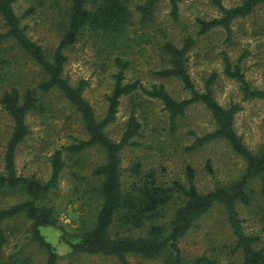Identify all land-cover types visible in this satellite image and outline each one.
<instances>
[{
    "label": "rangeland",
    "instance_id": "374dc122",
    "mask_svg": "<svg viewBox=\"0 0 264 264\" xmlns=\"http://www.w3.org/2000/svg\"><path fill=\"white\" fill-rule=\"evenodd\" d=\"M131 20L124 37L118 44L107 45V51L96 36L83 32L77 43L67 51L64 74L72 82L86 79L85 98L91 103L98 117L106 110V95L112 88V74L115 71L113 53H119L130 60L126 79L139 78L146 86L164 83L176 98L188 96L177 78H161L154 72L164 66L161 51L162 42L168 38L182 44L187 36L195 40L188 53L189 72L197 87L202 89L204 80L211 73L217 74L213 89L217 100L225 107L235 104L239 107L235 116V129L243 141L253 150L264 146V100L245 98L240 84L225 75L223 53L233 63L240 61L242 71L252 88L264 89V17L261 7L245 18L232 24V33L222 28L199 34L197 19H210L220 14L210 0H178V18L170 13L168 0L160 1L154 11L153 21L142 25L137 6L144 0H127ZM241 0H223L227 7L239 4ZM67 0H16L15 11L22 15V24L34 40L40 43L48 54L57 46L63 28ZM0 21V29H1ZM242 57V60H241ZM3 68L0 73L10 70L20 77L21 85H34L41 73L25 54L11 43L0 45ZM240 59V60H239ZM7 73V72H6ZM7 82L0 83V95ZM134 111L140 124L137 145L126 147L121 153L122 182L127 186L135 178L128 169L134 162L141 163L144 173L152 170L160 182L172 184L179 181L188 184L187 168L195 171L194 183L200 191H208L217 185L237 180L245 169V161L234 153L223 140L212 141L196 150H188L195 135L214 128L210 112L201 104L188 108L184 118L174 132L170 131L167 112L160 101L149 98L141 91L121 99L116 120L106 130L114 138H120L125 123ZM30 134L19 145L16 157L20 174H34L47 180L51 172V155L57 148L72 143L76 138L86 136L82 121L74 107L57 90L42 96L41 108L27 116ZM12 121L0 105V170L3 169V155L10 136ZM193 131L195 135L190 134ZM65 167L57 186L48 194L44 203L55 209L56 223L42 228L45 238L58 251V264H119L114 256L70 255L66 239L77 238L84 229L91 226L100 198L91 190L96 184L92 169L104 161L100 147L89 148L79 154L64 152ZM210 161L212 171L207 169ZM85 177V178H83ZM89 180V183H88ZM253 204H237L244 230L248 234H260V245L264 244L262 225L264 218V194L260 179L250 185ZM21 192H0V207L25 199ZM173 206L166 210V220L173 214ZM30 221L19 217L6 226L9 242L4 248L5 256L22 247L20 257H28L30 264H43L46 254L36 243L28 239ZM118 230L114 228L113 232ZM136 233H139L138 231ZM140 233H144V229ZM235 237L232 233L224 207L216 204L205 215L198 218L183 237L180 247L183 255L192 260L200 255L216 259V264H240L242 256L233 250ZM168 252L155 258L128 255L131 264H164Z\"/></svg>",
    "mask_w": 264,
    "mask_h": 264
},
{
    "label": "trees",
    "instance_id": "16d2710c",
    "mask_svg": "<svg viewBox=\"0 0 264 264\" xmlns=\"http://www.w3.org/2000/svg\"><path fill=\"white\" fill-rule=\"evenodd\" d=\"M15 1L0 0V45L11 43L19 49L38 66L41 77L34 85H21L20 77L14 78L10 70L5 71V76L0 73V83L7 82L0 95V105L12 121L3 155V169L0 170V192L17 191L26 195L25 199L0 207V264H30L28 257L19 256L21 246L8 256L4 254V248L9 242L6 225L19 217L31 222L28 239L45 251L46 259L43 264H58V251L42 233L43 227L56 223L54 207L44 203V200L62 176L66 164L64 152L76 155L92 147H100L105 156L104 161L92 169L96 184L90 187L100 198V204L91 226L84 229L77 238L66 239L70 255L114 256L119 264H131L128 259L130 254L150 259L168 252L164 264H216V259L205 254L192 260L187 259L180 243L198 218L216 204H221L235 237L233 250L242 256L240 264H264L261 235L245 232L237 209L238 203L246 206L253 204V193L249 190V185L254 179H260L264 194V146L253 150L237 133L234 122L239 107L235 104L225 107L217 100L213 89L217 79L215 72L204 80L202 89L197 87L189 72L188 57L194 38L187 36L182 44L166 38L160 47L164 66L154 72L161 78L180 80L183 89L188 92L187 97H174L164 83L146 86L139 78L127 80L126 70L130 60L119 53H113L115 71L112 74V88L106 95L105 113L98 117L84 96L88 81L80 79L74 84L64 74L68 61L67 51L86 31L101 41L105 51L107 45H117L124 37L131 20L128 1L67 0L61 38L51 54L29 36L22 24L23 16L28 15L31 9L18 15L14 8ZM160 1L162 0H144L137 6L142 25L153 21L155 8ZM168 1L170 13L177 19L178 0ZM210 1L220 14L210 19L198 17L199 34L222 28L226 31L227 38H230L235 20L252 14L257 7L262 8L264 17V0H241L231 7L225 6L223 0ZM222 59L225 75L240 84L245 98L264 100V89L250 86L240 61L233 63L226 53H223ZM0 66H3L1 58ZM53 90L59 91L74 107L86 136L54 150L50 158L49 178L42 180L34 174L18 173L16 157L19 145L30 134L28 114L41 108L42 96ZM139 91L161 102L167 112L171 132L177 129L179 120L186 116L190 106L203 105L211 114L214 128L200 135L189 131L195 137L187 149L196 150L212 141L223 140L245 161L242 175L228 184L200 191L194 183L195 171L191 166L187 168V185L179 181L165 184L158 180L152 170L144 173L141 163L134 162L128 169L136 179L124 186L121 153L126 147L138 144L134 138L138 136L141 124L135 112L131 111L120 138H112L106 128L116 120L121 99ZM206 166L212 171L209 160ZM173 205V214L166 220V210ZM262 221L264 232V218ZM114 228L118 230L113 232ZM143 229L144 233H140Z\"/></svg>",
    "mask_w": 264,
    "mask_h": 264
}]
</instances>
